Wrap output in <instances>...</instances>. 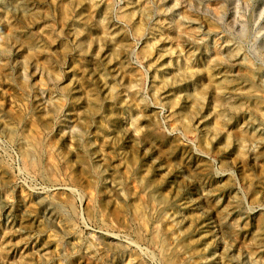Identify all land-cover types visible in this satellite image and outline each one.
<instances>
[{
    "label": "rangeland",
    "instance_id": "374dc122",
    "mask_svg": "<svg viewBox=\"0 0 264 264\" xmlns=\"http://www.w3.org/2000/svg\"><path fill=\"white\" fill-rule=\"evenodd\" d=\"M263 245L264 0H0V264Z\"/></svg>",
    "mask_w": 264,
    "mask_h": 264
},
{
    "label": "bare ground",
    "instance_id": "6f19581e",
    "mask_svg": "<svg viewBox=\"0 0 264 264\" xmlns=\"http://www.w3.org/2000/svg\"><path fill=\"white\" fill-rule=\"evenodd\" d=\"M47 33H48V31H47ZM231 59H232V58H231ZM236 61H237V59H236ZM238 61H239V59H238ZM232 62H233V61H231V63H232ZM233 63L235 64L236 62L234 61ZM189 73H192V72L189 71ZM222 74H223V73H222ZM251 74H253V73H251ZM251 74H249V75L251 76ZM220 75H221V74H220ZM249 75H248V76H249ZM255 75H256V74H255ZM216 76H217V75H215V76H213V77H216ZM221 76H222V75H221ZM221 76H220L219 78H221ZM252 76H253V75H252ZM209 77H210V76H209ZM223 77H224V75H223ZM209 79H210V78H209ZM214 79H215V78H214ZM216 79H217V78H216ZM216 79H215V80H216ZM221 79H223V78H221ZM215 80H214V81H215ZM227 80H228V79H227ZM229 80H230V79H229ZM260 81H261V80H260ZM209 82H211V81H209ZM212 82H213V81H212ZM218 82H219V81H218ZM220 83H221V82H220ZM220 83H219V84H220ZM224 83H229V81H228V82H224ZM224 83H223V84H224ZM230 83H231V82H230ZM214 84H217L216 81H215ZM221 85H222V84H221ZM229 85H230V84H229ZM224 86H225V85H224ZM214 87H216V86L214 85ZM227 87H228V86H227ZM227 87H226L225 90H228ZM219 88H220V87H219ZM222 88H224V87H222ZM222 88H220V90H221ZM230 88H231V87H230ZM230 88H229V90L231 91ZM233 88H235V87L232 85V89H233ZM248 89H249V88H248ZM248 89H247V90H248ZM252 89H253V88H252ZM218 90H219V89H218ZM235 90H236V89H235ZM237 90H239V89H237ZM222 91H223V89H222ZM232 91H233V90H232ZM232 91H231V92H232ZM253 91H256V89L253 90ZM233 92H234V91H233ZM236 92H237V91H236ZM238 92H239V91H238ZM244 92H245V91H244ZM247 92H248V91H247ZM220 93H222V92H220ZM226 93H228V92H226ZM251 93H252V91H251L249 94L252 95ZM256 93H257V91H256ZM239 94H240V93H239ZM247 94H248V93H247ZM254 94H255V93H254ZM225 95H228V94H225ZM256 95H257V94H256ZM256 95H253V96H256ZM222 96H223V95H222ZM228 96H229V95H228ZM231 96H235V95H232V94H231ZM220 97H221V96H220ZM229 97H230V96H229ZM229 97H228V98H229ZM232 98H233V97H232ZM232 98L230 97V99H232ZM225 99H227V98H225ZM225 99H223V100H225ZM234 99H235V98H234ZM237 100H238V99H237ZM226 101H228V100H226ZM219 102H220V101H219ZM221 102H222V101H221ZM229 102H230V101H229ZM224 103H226V102L224 101ZM232 103H234V102H232ZM217 104H218V103H217ZM227 104H228V103H227ZM225 105H226V104H225ZM229 105H230V104H229ZM234 105H235V104H234ZM234 105H233V106H234ZM258 105H259V104H258ZM259 106H260V105H259ZM261 106H262V105H261ZM217 107H218V106H217ZM220 107H221V106H220ZM228 107H229V106H227V108H228ZM231 107H232V106H231ZM214 108H216V107H214ZM218 108H219V107H218ZM256 108H257V107H256ZM258 108H259V107H258ZM258 108H257V109H258ZM259 110H261V109H259ZM215 111H216V110H215ZM217 112H218V111H217ZM222 113H223V112H222ZM217 114H218V113H217ZM218 115L221 116V114H218ZM223 116H224V115H223ZM223 116H222V117H223ZM224 117H225V116H224ZM225 119H226V118H225ZM247 120H248V119H247ZM225 121H226V120H225ZM251 121H252V120H251ZM246 125H248V123H247ZM254 134H255V133H254ZM259 135H260V134H259ZM261 135H262V134H261ZM256 136H257V135H256ZM251 137L253 138L254 136H251ZM251 137H250V139H251ZM250 139H249V140H250ZM253 140H254V139H253ZM255 140H257V139H255ZM260 140H261V139H260ZM261 141H262V140H261ZM243 142H244V141H243ZM250 142H251V144H252V141H250ZM246 143H247V142H246ZM246 143H245V144H246ZM253 143H254V142H253ZM258 143H259V142H258ZM241 144H243V143L241 142ZM257 145H258V144H257ZM251 146H252V145H251ZM243 147H244V146H243ZM245 147L247 148V146H245ZM249 147H250V146H248V148H249ZM250 148H251V147H250ZM256 148H257V147H256ZM256 148H255V149H256ZM252 149H253V146H252ZM252 149H250V150H252ZM248 150H249V149H248ZM253 151H254V150H253ZM254 153H255V152H254ZM256 154H258V153H256ZM259 154H260V153H259ZM259 154H258V155H259ZM256 156H257V155H256ZM259 157H260V155H259ZM259 157L257 156V158H259ZM201 188H202V187H201ZM204 189H205V188H204ZM201 190H202V189H201ZM209 191H210V190H208V192H209ZM208 192H206V195H207ZM210 192H211V191H210ZM210 192H209V193H210ZM209 193H208V194H209ZM202 194L204 195V193H201V195H202ZM210 194H211V193H210ZM203 195H202V196H203ZM206 195H205V196H206ZM207 197H208V196H207ZM231 210H233V208H232ZM229 212H230V211H229ZM219 214H220V213H219ZM222 215H223V214H222ZM226 216H227V215H225V217H226ZM225 217L223 216V219H224ZM217 219H218V217H217ZM221 219H222V218H221ZM225 219H226V218H225ZM219 220H220V218H219ZM221 221H222V220H221ZM217 222H218V221H217ZM221 223H222V222H221ZM219 224H220V221H219ZM220 226H222V225L220 224ZM260 228H261V227H260ZM259 230H260V229H259ZM262 231H263V230H262ZM260 232H261V230H260ZM254 236L257 237V234L254 235ZM259 237H261V235H259ZM253 238H254V237H253ZM259 242H260V240H259ZM256 243H257V242H256ZM260 244H261V243H260ZM260 244H259V245H260ZM262 244H263V243H262ZM263 246H264V245H263ZM263 246H262V247H263ZM181 251H182V250H181ZM179 252H180V251H179ZM176 253H177V252H176ZM183 254H184V253H183ZM181 256H183V255H181ZM181 256H179V257L181 258ZM183 259H184V257H183ZM169 262H170V261H169Z\"/></svg>",
    "mask_w": 264,
    "mask_h": 264
}]
</instances>
